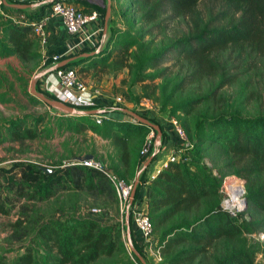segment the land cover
Listing matches in <instances>:
<instances>
[{
	"label": "trees",
	"instance_id": "1",
	"mask_svg": "<svg viewBox=\"0 0 264 264\" xmlns=\"http://www.w3.org/2000/svg\"><path fill=\"white\" fill-rule=\"evenodd\" d=\"M128 1L123 12L131 15L127 28L113 31L109 47L88 56L80 54L76 56L78 59L63 57L61 62L74 57L63 67L75 65L89 69L96 65H111L116 69L127 68L129 86L140 84L142 96L158 103L160 112L176 117L192 145L185 149L186 155H182L180 160L170 162L155 178H149V170L161 152L166 135L156 116L143 114L160 125L162 144L159 147L155 143L156 131L151 148L145 154L142 150L147 134L153 128L139 120L117 119L97 123L92 115L70 113L17 117L3 126L0 123V145L55 133L76 136L92 133L108 141L111 148L107 156L101 157H98L96 149L77 154L68 149L69 156L57 163L55 169L20 162L16 164L20 166L21 173L16 189L19 194L32 188L39 195L52 196L57 187H64L85 191L97 203L101 201L107 205L112 201L118 204L116 190L105 174L81 163L78 158L93 154V159L107 163L127 182L135 183L145 161L158 151L140 174L133 205L142 198L145 187L146 211L153 224V234L160 232L163 255L173 250L175 245L190 244L172 253L163 264H195L198 257L217 251L220 242L229 245L218 253L209 254V258H213L212 264H258L260 250L247 236L264 232V113L243 116L236 110L213 111L209 108L211 102L221 98L219 89L236 78L225 71L220 59L223 50L250 47L264 57V0H216L223 7L224 17L211 15L197 26L194 33L155 49L145 41L141 28L133 31L136 24L158 22L149 29L151 32L160 28L164 20L196 12L202 0ZM8 2L20 4L15 0ZM77 2L97 9L105 18V6L86 0ZM49 5H41L37 14ZM0 9L4 16L0 21V57L17 56L26 63L44 61L46 67L54 65L53 57H45L41 52L33 27L17 24L9 17L28 9L15 8L2 0ZM227 16L232 21L224 23ZM206 77L217 80L202 94L187 91L191 84ZM3 84L0 80V87ZM36 88L47 97L58 100L55 95L42 90L39 82ZM28 94L32 102L48 105L34 94ZM132 98L136 97L132 95ZM9 100L0 93L1 102ZM99 106L95 104L77 109H99ZM175 152L180 153L179 149ZM206 157L210 163L205 162ZM232 174L247 180V204L239 213L227 210L221 204V186ZM7 178L11 188L15 181L12 177ZM7 199L8 195L0 191V214L10 212ZM133 205L128 208L130 237L135 250L146 263L128 248L123 239V233L128 236L127 212L123 228L109 223L105 212H90L42 220L18 218L11 228L16 239L24 242L17 248L0 244V264H151L143 244L134 234Z\"/></svg>",
	"mask_w": 264,
	"mask_h": 264
},
{
	"label": "rangeland",
	"instance_id": "2",
	"mask_svg": "<svg viewBox=\"0 0 264 264\" xmlns=\"http://www.w3.org/2000/svg\"><path fill=\"white\" fill-rule=\"evenodd\" d=\"M100 1L99 3L101 4L98 3L99 5H107V0ZM111 2L112 10L104 49L109 47L108 44L113 35V31L115 29L125 30L129 23V18H131V15L128 16L123 13L125 5L129 2L128 0H122L120 2L118 0H111ZM222 10L223 7L218 1L202 0L197 6V11L192 14L164 20L160 28H155L151 32H149V29L158 22L147 23L146 25L137 23L133 31L141 28L145 34V41L155 49L170 43L178 37L188 36L194 33L198 28L197 26L209 19L211 15L213 17H224L225 14L221 12ZM30 11L36 12L35 10ZM0 15V21H2L4 16L1 9ZM134 21L137 22L136 20ZM231 21L232 19L229 16L223 19L224 23ZM220 59L225 65V71L229 75L234 74L236 78L219 89V96L221 98L218 101L214 100L211 102V108L209 109L213 111L236 110L243 116H254L259 113H264V57H260L250 47H230L220 53ZM45 67L44 61L26 63L21 61L17 56L8 58L0 57V80L4 83L3 87H0V93L5 94L10 99L7 102L0 101V123L2 126L10 119L26 115L48 114L57 116L69 113L59 107L31 101L28 93H32L33 80L38 73L46 70ZM81 68L82 66L78 67V70L83 79L88 84L101 87L105 96L120 95L125 99L126 108L139 113L149 108L147 107L148 105L141 104V102L145 103V97L141 95V85L129 86L130 76L127 68L116 69L111 65H96L89 69ZM216 80L217 78L215 77H206L198 83L191 84L187 91L202 94ZM37 82L39 81L37 80ZM132 95L136 98H132ZM147 99L150 100V110H154L153 112L156 114L157 119L161 115L167 117L168 114L166 112H160L158 103L150 98ZM206 109L208 108H204V110ZM150 134H152L151 131L147 134V137ZM94 143L96 144L95 146ZM110 148L111 146L108 141H104L92 133L79 136L69 133H55L52 135H43L37 139L7 141L2 143L0 145V184L2 185L0 191L8 195L6 203L10 212L7 215L0 214V244L6 247L17 248L24 242V240L16 239L15 233L11 228V224L20 217L31 220H42L53 216L71 217L73 215L80 216L89 214L90 212L99 214L105 212L107 213L109 223L117 224L123 228L125 213L121 208L119 199L118 204L111 201L109 203L107 202L106 205L101 201L97 203V200L93 196H90L82 190H67L64 187H57L58 190L55 195L47 196L37 194L35 189L32 188L27 189L21 194L16 189V183L20 182L21 177L20 166L16 164L20 162L34 163L40 167L55 169L58 167L56 165L57 163L69 156L68 149L76 154L96 149L98 151V157H101L102 155L107 156ZM205 162L210 163L209 158L206 157ZM7 177H12L15 181L11 188H9L10 180ZM229 179H235L240 182L243 188L240 197L242 207L239 209H231L226 206V201L229 198L226 184ZM246 185L247 180L244 178L234 174L227 176L220 191L222 206L234 213L242 212L247 191ZM94 208L100 209V211H94ZM203 209L204 207H202ZM247 237L260 250L257 263L264 264V232L248 235ZM154 238L156 242L161 243L159 241V231H155ZM123 239L131 250L128 236L124 233ZM227 245L229 244L220 242L217 245V251L213 250L206 256L198 257L194 263L212 264L213 258H209V254L213 255V253H218V250H221ZM187 246H190V244L183 243L175 245L173 250L164 253V255L162 252L163 257L159 262H156L152 255L147 257L151 264H163L172 253ZM15 253H11V256ZM201 260H203L202 263H200Z\"/></svg>",
	"mask_w": 264,
	"mask_h": 264
},
{
	"label": "built area",
	"instance_id": "3",
	"mask_svg": "<svg viewBox=\"0 0 264 264\" xmlns=\"http://www.w3.org/2000/svg\"><path fill=\"white\" fill-rule=\"evenodd\" d=\"M15 1H19L20 4L42 2V0ZM41 5H39V7ZM28 9L31 10L30 8ZM35 11L36 12L27 11L24 13L11 14L9 17L17 24L30 25L33 27L40 50L48 45V26L52 19L55 16H60L62 18L63 25L70 36V41L68 43V49L65 50V52L51 55L54 60V65L60 63L61 59L66 56H74L76 58V56L83 53L104 49L108 31L105 30V18L97 9L81 5L77 0H55L46 7L43 12H40V14H37V10ZM43 55L45 57L48 56L47 53ZM76 59H78V57ZM38 80L42 90L55 95L59 101L75 108H87L99 104V109L102 110V112L92 115L97 123H102L104 120L117 119L137 120L133 116L122 111V108H126L125 99L122 96H105L101 87L88 84L83 79L79 74L78 67L75 65L59 67ZM144 100L145 103L141 102V104L148 105L147 107L149 108L147 109H151V106H149L150 100L147 98ZM167 121L172 124L175 132L181 139L180 145L175 148V150L179 149L180 153H176L174 150L169 158L164 161L156 158L153 162L156 167L152 174L149 173V178H155L170 162L180 160L182 155H186L185 149L192 145L186 130L176 117L168 114ZM155 131V129H152V134L147 137L146 144L142 150L143 154L147 153L151 148ZM81 163L95 167L105 174L115 188L121 208L124 213H126L128 211L127 204L131 197L134 182H127L111 169L107 163L101 160H84L81 161ZM94 211H100V209L94 208ZM132 212L134 224L140 233V242L143 244L145 254L147 256L152 255L156 262L161 261L163 257V246L161 243L156 242L154 238L153 224L146 209L140 206V203L137 201L136 204L133 205Z\"/></svg>",
	"mask_w": 264,
	"mask_h": 264
},
{
	"label": "water",
	"instance_id": "4",
	"mask_svg": "<svg viewBox=\"0 0 264 264\" xmlns=\"http://www.w3.org/2000/svg\"><path fill=\"white\" fill-rule=\"evenodd\" d=\"M5 4L7 5H10V6H13L15 8H19V9H28V8H32V7H38L39 5L41 4H51L53 3L55 0H45L44 2H41V3H33V4H17V3H9L8 0H2ZM111 0H107V5L105 6L106 7V15H105V30L108 31V26H109V19H110V16H111V10H112V6H111ZM99 51H93V52H87V53H83L82 55L83 56H88V55H91V54H94V53H97ZM74 58H71V59H66L60 63H57L49 68H47L46 70L38 73L34 80H33V84H32V89H31V92L32 94H34L35 96H37L39 99L43 100L45 103L51 105V106H55V107H59L67 112H69L70 114L72 115H94V114H98V113H101L102 110L100 109H84V110H79L71 105H68L66 103H63L59 100H55V99H51L49 97H47L45 94L39 92L37 89H36V81L38 79H40L41 77H43L44 75L50 73V72H53L54 70H56L57 68L59 67H63L65 65H67L71 60H73ZM122 111L133 116L134 118H136L137 120H139L140 122L142 123H147L149 125H151V127L153 129H155L157 131V137H156V140H155V143L157 146H161L162 144V140H161V137H162V130H161V127L159 124L157 123H154V122H151L148 118H146V116H144L143 114H140L136 111H133V110H130L128 108H122ZM158 154V151H155L144 163L142 169L138 172V176L135 180V183H134V186H133V190H132V193H131V197H130V200H129V205H128V208L133 205V202H134V198H135V195H136V191H137V188H138V185H139V177H140V174L145 171L147 169V167L150 165V163L153 161V159L155 158V156ZM94 158V155L93 154H88L86 155L85 157L83 158H78L79 161H84V160H91ZM47 171H50V170H47ZM246 204H247V201L246 199H244V207L243 209L246 207ZM126 227H127V232H128V242H129V246L131 248V250L135 251L137 253V255H139L142 259V261L144 263H146V260L140 255V253L138 251L135 250V247L132 243V240H131V237H130V230H131V227H130V213L129 211H127L126 213Z\"/></svg>",
	"mask_w": 264,
	"mask_h": 264
},
{
	"label": "crops",
	"instance_id": "5",
	"mask_svg": "<svg viewBox=\"0 0 264 264\" xmlns=\"http://www.w3.org/2000/svg\"><path fill=\"white\" fill-rule=\"evenodd\" d=\"M86 1L89 3L98 4L100 0H86ZM99 4H101V3H99ZM81 5L87 6L85 4H81ZM39 8L40 7L38 6V7H32L30 9L31 10L35 9V10H37V13H39L38 12ZM28 11H30V10L28 9ZM48 33H49L48 45L45 48L41 49V52L43 54L47 53V55L51 56L53 54L65 52V50L68 49V43L70 41V36L67 33V31L63 25L62 18L60 16H55L52 19V21L50 22V24L48 26ZM107 35H108V32H107ZM48 67H50V66L45 67V69ZM153 111L150 109H145L141 112V114H145L148 116L149 115L152 116V114H153V116L155 117L156 114ZM158 119H159L160 123L162 124L163 130H164L166 135H165L162 147H161V152L159 153L157 158H158V160L164 161V160L168 159L169 156L174 152L175 148L180 145L181 139L178 137V135L175 132L172 124L166 120L167 117L161 115L160 118H158ZM155 167H156V165L154 163L149 170L150 174H152ZM138 202L140 203V206H142L146 209L147 203H146L145 187L143 188L142 198ZM133 230H134L135 237L138 239V241H141L140 233H139L137 227L135 226V224H134Z\"/></svg>",
	"mask_w": 264,
	"mask_h": 264
},
{
	"label": "bare ground",
	"instance_id": "6",
	"mask_svg": "<svg viewBox=\"0 0 264 264\" xmlns=\"http://www.w3.org/2000/svg\"><path fill=\"white\" fill-rule=\"evenodd\" d=\"M227 191L229 193V198L226 201V206L231 209H239L242 207V203L240 200L242 187L240 182L235 179H229L226 184Z\"/></svg>",
	"mask_w": 264,
	"mask_h": 264
}]
</instances>
